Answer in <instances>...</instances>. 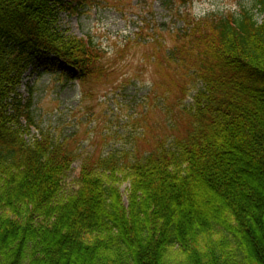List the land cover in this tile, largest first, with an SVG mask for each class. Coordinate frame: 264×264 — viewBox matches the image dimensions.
<instances>
[{"label": "trees", "instance_id": "obj_1", "mask_svg": "<svg viewBox=\"0 0 264 264\" xmlns=\"http://www.w3.org/2000/svg\"><path fill=\"white\" fill-rule=\"evenodd\" d=\"M92 1L0 0V264H264V0L184 15L170 46L156 41L148 53L157 90L175 105L198 86L171 144L159 139L133 161L87 163L66 196L73 156L31 135L33 87L24 85L26 97L20 88L48 58L82 86L104 75V51L60 24ZM118 172L129 183L126 206ZM252 172L259 179L247 185Z\"/></svg>", "mask_w": 264, "mask_h": 264}, {"label": "rangeland", "instance_id": "obj_2", "mask_svg": "<svg viewBox=\"0 0 264 264\" xmlns=\"http://www.w3.org/2000/svg\"><path fill=\"white\" fill-rule=\"evenodd\" d=\"M92 2L77 15L62 13L60 24L72 36L85 38L104 51V75L82 86L76 72L48 58L28 69L20 88V94L26 97L24 85L33 87L35 128L31 135H46L73 156L61 183V193L66 196L79 189V172L87 163L110 157L133 161L152 151L159 139L168 147L179 112L191 109L198 86H190L185 98L175 105L166 93L168 89L157 90L155 61L148 53L152 45L157 41L170 46L169 34L183 29L184 15L200 19L253 7V0ZM253 14L257 22H262L263 16L256 11ZM179 129L183 132L181 125ZM112 178L126 206L129 183L121 172ZM256 179L257 174L250 173L247 185H256Z\"/></svg>", "mask_w": 264, "mask_h": 264}]
</instances>
